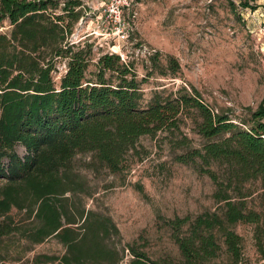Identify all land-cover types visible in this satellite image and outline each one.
Returning a JSON list of instances; mask_svg holds the SVG:
<instances>
[{
	"label": "trees",
	"instance_id": "obj_1",
	"mask_svg": "<svg viewBox=\"0 0 264 264\" xmlns=\"http://www.w3.org/2000/svg\"><path fill=\"white\" fill-rule=\"evenodd\" d=\"M252 1L241 3L255 10ZM86 9L83 0H0V264L22 259L49 237L59 239L64 253L38 254L35 264H121L126 247H118L117 224L77 200L86 181L73 159L89 153L93 170L117 173L147 154L141 137L158 133L175 161L194 164L213 180L223 210L169 221L175 230L190 227L175 235L185 263L216 258L219 233L238 262L241 236L227 225L239 222L255 225L264 257V100L237 113L213 106L187 83L156 91L144 104L133 66L111 51L87 77L94 43L72 38ZM61 62L66 70L58 83ZM168 68L175 75L181 67L171 56ZM18 144L26 150L22 157ZM252 181L259 182L258 204ZM129 248L128 264H160Z\"/></svg>",
	"mask_w": 264,
	"mask_h": 264
},
{
	"label": "rangeland",
	"instance_id": "obj_2",
	"mask_svg": "<svg viewBox=\"0 0 264 264\" xmlns=\"http://www.w3.org/2000/svg\"><path fill=\"white\" fill-rule=\"evenodd\" d=\"M106 1L83 0L86 14L72 34L75 41L94 43L89 78L97 71L99 56L110 51L115 39V24L103 15ZM251 4L257 8L243 7L241 0H134L124 12L130 36L122 50L137 74L144 104L156 91L188 83L215 107H231L237 113L246 112V106L256 108L264 100V0ZM154 53L157 60L152 58ZM171 56L181 67L175 75L168 68ZM58 66L54 76L59 83L66 65L61 62ZM140 144L147 154L131 158L130 166L117 173L105 168L95 171L89 166L91 154H77L73 166L86 181L77 200L86 210L110 216L117 224L121 233L118 247H126L121 264H128L132 257L129 247L144 251L160 264H186L175 235L189 233L190 227L175 230L169 221L177 217L193 220L208 212L222 214L214 198L217 186L196 165L175 161L162 133L143 136ZM16 151L21 157L26 154L21 144ZM4 164L7 167L8 159ZM248 185L258 204L259 182ZM227 226L241 236L240 260L235 261L219 233L218 256L211 260L200 257L202 264H264L255 225L239 222ZM19 240L13 235L12 246ZM64 251L59 239L49 237L31 245L22 259L9 263L35 264L38 254L62 255Z\"/></svg>",
	"mask_w": 264,
	"mask_h": 264
},
{
	"label": "built area",
	"instance_id": "obj_3",
	"mask_svg": "<svg viewBox=\"0 0 264 264\" xmlns=\"http://www.w3.org/2000/svg\"><path fill=\"white\" fill-rule=\"evenodd\" d=\"M133 1L134 0H107L104 3L103 15L110 17L115 24V39L109 49L111 52L120 54L123 60H126V57L122 50V43L126 42L130 36V28L125 21L124 12Z\"/></svg>",
	"mask_w": 264,
	"mask_h": 264
}]
</instances>
